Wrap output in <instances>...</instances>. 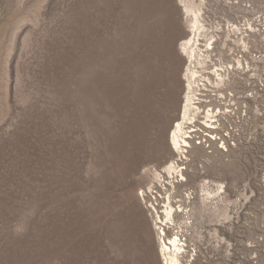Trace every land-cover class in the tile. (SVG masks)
Masks as SVG:
<instances>
[{"label": "rangeland", "instance_id": "rangeland-1", "mask_svg": "<svg viewBox=\"0 0 264 264\" xmlns=\"http://www.w3.org/2000/svg\"><path fill=\"white\" fill-rule=\"evenodd\" d=\"M176 1L137 0L135 74L144 104L151 116L162 110L156 101L171 83L160 87L163 71L174 78L175 102L150 130L153 144L165 130V146L139 161L125 144L123 103L116 116L105 101L95 120L82 103L91 88L81 86L82 57L85 82L96 55H103L99 70L107 77L113 58L116 88L126 72L125 0H0V264H165L162 225L165 239L181 241V264H264V35L241 29L236 44L227 25L241 24L252 9L264 17V3L207 1L203 23L216 36L201 71L209 77L225 70L220 93L231 101L222 105L229 113L218 119L217 140L194 133L197 148L185 154L182 179L145 193L155 172L176 160L168 139L186 86L188 61L179 46L190 37ZM175 20L178 35L166 39L163 58V32ZM152 207L163 222L157 227Z\"/></svg>", "mask_w": 264, "mask_h": 264}, {"label": "bare ground", "instance_id": "bare-ground-1", "mask_svg": "<svg viewBox=\"0 0 264 264\" xmlns=\"http://www.w3.org/2000/svg\"><path fill=\"white\" fill-rule=\"evenodd\" d=\"M207 1L209 0L176 1L177 5L181 9L182 19L187 21L190 30V37L184 40L179 46L180 54L183 55L188 61V66L186 67L184 74L186 86L184 97H182L183 102L180 105V119L174 124L168 139L174 154H176V160L166 165L160 173L155 172V182L149 185L148 189L145 191L146 194H153V192L159 187L164 189L167 184V179H173L175 177H181L182 179V171L184 170L182 163H184V160H187V156H185V154L190 152L192 153L193 150L197 148V146L192 143L194 141V137L197 138L194 133L198 132L199 134L197 133V135L206 134L198 140L205 139L206 137L210 138V141L214 139L217 140V124L219 123L218 119H222L224 114H227L228 112L226 110L227 107L225 106V108H223L222 105L230 104L231 101L229 98H227L226 93H220L222 90L225 91L226 85H228L225 83L226 78L221 73V71L224 72L225 70L222 67H218L212 72L210 71V74L214 76V79L211 78L213 76H203L204 73L201 71L206 60L205 58L207 57L205 53L208 50L213 49V45L215 43L214 37L216 36H212L210 32L207 31L203 23V10L204 6L207 4ZM236 3L238 4L239 0L233 1V4ZM125 5L129 11V24L125 41L126 59L124 67L126 72L120 76L119 79L121 80L118 84L119 87L116 88L115 81L112 79L113 58H111V61L109 60L108 69L110 71V77H107L104 74H101L99 70L100 66H102L100 61L102 60L103 55H96L91 60L90 71L88 73L87 81L85 82V78L87 77V72L85 70L87 67V61H85V58L82 57V71H84L86 75L84 79H82L81 86L84 89L85 84L91 85L88 95L85 98L82 96V103L84 106V112L89 115L91 120H95L98 116V111L100 112L101 110L105 109V101H107V104L109 105L107 108L110 109L111 114L120 116L119 110L117 111V108L119 103L122 102L124 105V115L126 118L125 144L130 147L131 150L134 149L136 151L135 160H144L145 158L141 155L142 153L146 152L150 153H147L148 155L146 159L152 160L165 146L163 142L165 130L155 133V144H153V141L150 139V130L153 126L159 125L162 121L163 109L168 105L173 107L174 98L172 93L174 92V88L172 82H174V78L171 76L167 80L166 76L164 75L165 71H163V75L160 80V87L167 84V82L171 83L169 84V87L166 88V91L161 94V98L156 101L158 103L162 100V110L159 108V110L156 111L152 116L149 115V110H147L148 107L143 101V95H145V93L141 90V87L143 88L144 85L141 84V82L139 84L135 74L136 51L140 43L139 28L136 27V22L139 21L136 16L137 0H125ZM177 23V20L172 22L170 21L168 25L169 27L166 29L167 33L163 32V34L166 35L164 39L165 44L163 45L162 50H160V52H162L163 58L166 57V52L170 49L168 46L169 44L167 45L168 40L166 39L168 37L178 35ZM238 25L233 24L231 26L232 32L236 36L239 35ZM238 38L239 36L235 37L234 43L239 44V40H237ZM202 39H205V45H203L201 48ZM106 44L108 47H110V39L106 41ZM108 54L110 59L111 47ZM236 56L233 58L235 59L234 66L239 69V57L237 56L238 58H236ZM199 66L201 67L200 69ZM176 80L177 77H175V82ZM221 86L225 88L222 89ZM178 90L181 92V87H179ZM119 96L121 97L118 98ZM141 103L142 107L140 105ZM200 124L206 126V129L208 130H203ZM146 194L142 192V198H145L147 196ZM152 208L154 211V221L156 227L159 223L162 225L163 222L159 216V212L155 207ZM165 215L167 219L171 220V206L166 208ZM162 226L159 227V242L161 249L160 255L162 256V260L165 264H181L178 257V254L183 251L181 241L178 238L165 239V230L162 228ZM113 249L116 250V256L120 259L122 253L120 250V245L117 241L116 244L113 245Z\"/></svg>", "mask_w": 264, "mask_h": 264}, {"label": "built area", "instance_id": "built-area-1", "mask_svg": "<svg viewBox=\"0 0 264 264\" xmlns=\"http://www.w3.org/2000/svg\"><path fill=\"white\" fill-rule=\"evenodd\" d=\"M239 2L244 3V4L256 5L258 3H264V0H240ZM252 10L254 12L251 15V17H246L245 19L242 20L241 24H239V35L240 36H241V29L244 32H251V33H257V34L264 35V17H262L261 15L254 16L257 13H260L261 11L259 12L258 10H254V9H252ZM227 25L229 26V28H231L230 30H232V27H231L232 24L227 23ZM226 40H227V38L224 39L223 45H222V49L224 51L229 50V48H227L226 45L230 42V40H228V41H226ZM226 53H227V51H226ZM240 53H242V52H240ZM197 142L198 141L196 140L195 143H197ZM198 146H200V144ZM204 146L206 148H208V147H210V144L204 143Z\"/></svg>", "mask_w": 264, "mask_h": 264}]
</instances>
